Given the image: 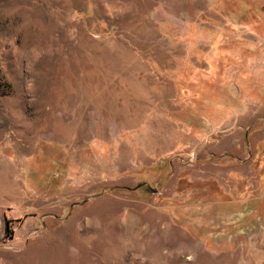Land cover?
Segmentation results:
<instances>
[{"label":"rangeland","instance_id":"374dc122","mask_svg":"<svg viewBox=\"0 0 264 264\" xmlns=\"http://www.w3.org/2000/svg\"><path fill=\"white\" fill-rule=\"evenodd\" d=\"M0 264H264V0H0Z\"/></svg>","mask_w":264,"mask_h":264},{"label":"crops","instance_id":"0c3cea01","mask_svg":"<svg viewBox=\"0 0 264 264\" xmlns=\"http://www.w3.org/2000/svg\"><path fill=\"white\" fill-rule=\"evenodd\" d=\"M236 119H233L232 127H236L241 130V133L244 132V138L242 139L243 135H240L239 133L237 134H232L230 141H228L227 148L230 150L231 154L237 156L240 152V147H242L246 142H255V144L259 143V136L257 132L251 133L250 129L252 128V124L254 123L251 118L250 113L248 112V117L242 118V122L239 123L237 119V123H234ZM234 130V128H231ZM248 132V133H246Z\"/></svg>","mask_w":264,"mask_h":264},{"label":"water","instance_id":"95a60500","mask_svg":"<svg viewBox=\"0 0 264 264\" xmlns=\"http://www.w3.org/2000/svg\"><path fill=\"white\" fill-rule=\"evenodd\" d=\"M194 157H193V155L191 156V159H193ZM144 185V183H142V184H140V186H143ZM148 189H149V192L150 193H152V194H155L156 192H157V190L156 189H152V188H150V187H148Z\"/></svg>","mask_w":264,"mask_h":264},{"label":"trees","instance_id":"16d2710c","mask_svg":"<svg viewBox=\"0 0 264 264\" xmlns=\"http://www.w3.org/2000/svg\"><path fill=\"white\" fill-rule=\"evenodd\" d=\"M7 233L12 236V230L9 227H7Z\"/></svg>","mask_w":264,"mask_h":264}]
</instances>
